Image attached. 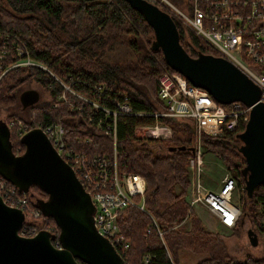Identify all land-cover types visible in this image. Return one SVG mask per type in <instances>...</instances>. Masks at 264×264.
Masks as SVG:
<instances>
[{
	"label": "trees",
	"instance_id": "1",
	"mask_svg": "<svg viewBox=\"0 0 264 264\" xmlns=\"http://www.w3.org/2000/svg\"><path fill=\"white\" fill-rule=\"evenodd\" d=\"M171 1L182 6L187 0ZM174 21L180 42L183 46L185 41L183 47L191 56L215 54L204 40L176 19ZM6 33L11 39L25 43L32 56L56 76L65 79L70 74H79L83 81L103 83L106 87L103 95L89 94L82 82H73L71 86L105 106L111 107L120 92L128 95L134 111L152 112L163 105L157 95V76L161 66L173 69L164 62L160 50L152 49L153 32L142 14L125 0H0V35ZM118 42L127 45L134 58L114 63L104 61L105 50ZM189 47L193 49L189 50ZM32 80L43 87L48 98L38 97L24 106L19 96L23 86ZM62 90L53 76L43 69L8 70L0 79V110L8 111L6 124L15 119L30 126H37L42 121H62L68 139L89 134L93 136L90 145L92 153L111 152V138L86 123L89 107L82 113L70 112L65 103L57 100ZM66 95L74 98L68 92ZM54 103L57 105L54 106ZM74 115L76 124L67 123V118ZM157 120L169 126V137H138L134 134L136 126L154 124L156 119L153 116L123 115L117 120L118 171L140 173L144 177V206L147 211L129 207L120 213L119 229L129 242L124 255L119 251L122 257L127 263L136 264L143 254L150 253L157 264H171L170 260L179 264L177 249L185 248L206 255L196 262L200 264L264 263V258L234 260L226 251L219 233L207 228L193 209L187 212L188 162L194 136L192 125L182 118L162 116ZM244 128L245 125L237 131L220 135L202 132L201 143L204 151L216 156L234 178L235 190L241 192L237 202L241 206L240 214H247L253 228L258 233H264L261 223L264 185L255 186L250 193L246 189L247 173L239 150L242 145L239 134ZM10 131L12 150L19 154L24 148L20 135L13 127ZM13 136L17 139L13 140ZM162 144L172 149L164 153L154 148ZM27 197L29 204L36 207L37 202L47 198V195L32 186ZM149 215L156 221L162 238ZM185 216H188L191 228L181 224L173 228ZM45 217L49 224L54 221L49 216ZM52 225L58 229L54 222ZM78 263L86 264L82 261Z\"/></svg>",
	"mask_w": 264,
	"mask_h": 264
},
{
	"label": "built area",
	"instance_id": "2",
	"mask_svg": "<svg viewBox=\"0 0 264 264\" xmlns=\"http://www.w3.org/2000/svg\"><path fill=\"white\" fill-rule=\"evenodd\" d=\"M146 1L157 5L204 40L214 50L213 55L221 56L238 67L258 86L260 100L264 102V0H187L182 6L171 0ZM30 67L45 70L62 86L63 90L57 100L65 103L70 112L82 113L89 107L86 123L111 138V152L92 153L90 145L93 136L89 134L71 136L68 139L62 121H42L37 126H30L15 119L9 120L8 126L15 128L20 136L31 127L42 129L88 192L94 204L93 222L97 231L107 237L118 252L124 255L129 246L119 229L120 213L129 207L147 212L144 206V177L134 172L119 173L117 167V120L123 115L153 116L156 121L147 132L152 137L170 136L169 126L158 121V117L182 118L191 122L196 142L188 162L191 172L189 204L204 205L225 227L231 228L237 223L241 210L238 203L233 201L234 178L225 175L216 191L206 188L201 178L203 159L198 135L200 132L220 135L223 132L237 131L248 120L249 106L238 100L228 104L219 103L206 89L194 86L180 72L162 66L157 76V95L163 104L161 108L152 112L134 111L128 95L122 92L118 93L113 105L108 107L77 92L71 86L73 82H82L89 94L103 95L106 92L103 83L83 81L79 74H70L62 79L34 58L29 47L21 40L11 39L7 33L0 35V79L12 68ZM66 92L74 98H68ZM53 105L56 106L57 103ZM67 119L69 122L64 120L67 123L77 122L75 115ZM167 126L166 133L161 131ZM0 196L4 203L24 212L25 218L18 230L21 236L31 237L44 229L55 234L51 242L60 247L58 229L49 224L39 209L29 204L24 193H20L2 177ZM150 217L161 237L156 221ZM261 223L264 228V208ZM170 263L174 264L171 260ZM124 264L129 263L124 259ZM136 264L157 262L154 255L145 253Z\"/></svg>",
	"mask_w": 264,
	"mask_h": 264
},
{
	"label": "water",
	"instance_id": "3",
	"mask_svg": "<svg viewBox=\"0 0 264 264\" xmlns=\"http://www.w3.org/2000/svg\"><path fill=\"white\" fill-rule=\"evenodd\" d=\"M139 11L151 27V47L160 50L164 62L183 74L194 86L202 87L219 103L238 100L249 106L248 120L239 150L247 173L246 189L264 185V102L260 90L238 67L221 56L199 53L191 56L182 46L174 19L146 0H125ZM37 91L20 94L25 106L37 99ZM24 149L12 150L11 131L0 119V177L18 191L28 193L32 186L47 198L36 208L53 218L59 229L60 247L52 244L53 234L40 229L31 237L18 234L24 212L3 202L0 196V264H124V259L93 222L94 204L88 192L40 127H31L20 136ZM182 147H180L181 149ZM172 149V148H169ZM194 151V146H190ZM250 244L257 233L247 230Z\"/></svg>",
	"mask_w": 264,
	"mask_h": 264
},
{
	"label": "rangeland",
	"instance_id": "4",
	"mask_svg": "<svg viewBox=\"0 0 264 264\" xmlns=\"http://www.w3.org/2000/svg\"><path fill=\"white\" fill-rule=\"evenodd\" d=\"M183 46H185V41H184ZM192 49H193L192 47H189V50H192ZM102 58L104 59V61H108L111 63L123 62V61H128L130 59H133L134 54L127 45H125L124 43L118 42V43H115L112 48L106 49ZM27 85L25 84L23 86L22 91H25L28 89H35L39 93L40 97L48 98L46 91L43 90V87L36 81L32 80ZM7 112H8L7 110H3V109L0 110L1 120L5 121L7 119L5 118V115H7ZM189 124L193 125L191 122ZM149 127H150V124L148 125L143 124V125L136 126L134 130V134L138 137H152L147 134ZM192 129L194 133L193 126H192ZM167 130H168V126L164 128L162 131H167ZM201 133L202 132H200L198 135V139L200 141V150L202 152V159H203V171L201 173V178H202L203 184L206 186L207 189L216 191L221 185L222 178L227 174L229 176H232V175L229 171H227L225 166L216 156H214L210 152L204 151V147L201 143ZM170 134H171V131H170ZM12 138L13 140L17 139L15 136H13ZM156 138H166V137H156ZM195 138L196 136L194 133L193 146L196 142ZM162 145L163 146L156 145L154 146V148L164 153L169 152V149L165 146V144H162ZM190 183H191V172L189 169V185L187 188V195H186L187 205H188L187 212H188V209L190 208L193 209L194 213L197 215V217L201 220V222L207 228L219 233L220 239H222L225 245L226 251L229 253V255L234 260H237V261H244L247 258H252V259L264 258V233L262 232L258 233L253 228L249 216L247 214L241 213L237 220V223L239 222V224L236 223L231 228L223 226L221 223H219L218 219L207 210V208L204 205L197 203L194 206L193 205L190 206L189 204ZM35 192H38V191L35 190ZM240 194H241L240 191L238 192L237 190H235L233 194V201L238 202V198L240 197ZM261 208H264V207H261ZM53 222L51 221V225ZM179 224H181L185 228H188V229L191 228V225L188 222V216H185L178 224L173 225V228H176ZM235 226H237L236 229L234 230L233 233H231ZM248 229H253L257 233V243L255 245L250 244L247 238ZM176 256H177V260L179 264H194L198 262L200 259H203V257H206V255L204 254L194 253L185 248H178Z\"/></svg>",
	"mask_w": 264,
	"mask_h": 264
},
{
	"label": "flooded vegetation",
	"instance_id": "5",
	"mask_svg": "<svg viewBox=\"0 0 264 264\" xmlns=\"http://www.w3.org/2000/svg\"><path fill=\"white\" fill-rule=\"evenodd\" d=\"M37 98L38 97H40V95H39V93L37 92ZM40 98H42V97H40ZM6 116V115H5ZM22 121V120H21ZM24 149V148H23ZM17 189V188H16ZM20 192V191H19ZM21 193V192H20ZM22 193H24V192H22ZM25 195H26V197H27V193H24ZM28 198V197H27ZM34 207V206H33ZM36 208V207H35ZM38 209V208H37ZM58 233H59V229H58V232H57V236H58ZM19 234V233H18ZM53 234V238H54V236H55V234L54 233H52ZM20 235V234H19ZM124 259V258H123Z\"/></svg>",
	"mask_w": 264,
	"mask_h": 264
},
{
	"label": "crops",
	"instance_id": "6",
	"mask_svg": "<svg viewBox=\"0 0 264 264\" xmlns=\"http://www.w3.org/2000/svg\"><path fill=\"white\" fill-rule=\"evenodd\" d=\"M164 129V128H163ZM163 129H161V131L163 130ZM164 133H166L167 131H163ZM195 264V263H194Z\"/></svg>",
	"mask_w": 264,
	"mask_h": 264
},
{
	"label": "bare ground",
	"instance_id": "7",
	"mask_svg": "<svg viewBox=\"0 0 264 264\" xmlns=\"http://www.w3.org/2000/svg\"><path fill=\"white\" fill-rule=\"evenodd\" d=\"M3 35V34H2ZM29 125V124H28ZM52 240V239H51Z\"/></svg>",
	"mask_w": 264,
	"mask_h": 264
}]
</instances>
